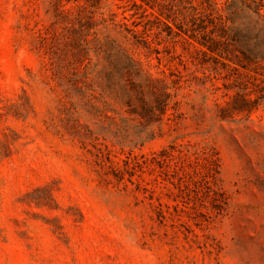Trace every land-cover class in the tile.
<instances>
[{
    "label": "rangeland",
    "instance_id": "374dc122",
    "mask_svg": "<svg viewBox=\"0 0 264 264\" xmlns=\"http://www.w3.org/2000/svg\"><path fill=\"white\" fill-rule=\"evenodd\" d=\"M0 264H264V0H0Z\"/></svg>",
    "mask_w": 264,
    "mask_h": 264
}]
</instances>
